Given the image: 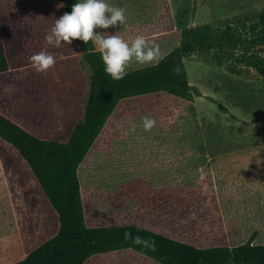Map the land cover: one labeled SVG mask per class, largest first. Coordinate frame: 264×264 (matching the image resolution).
<instances>
[{
  "label": "trees",
  "instance_id": "trees-1",
  "mask_svg": "<svg viewBox=\"0 0 264 264\" xmlns=\"http://www.w3.org/2000/svg\"><path fill=\"white\" fill-rule=\"evenodd\" d=\"M164 1L151 26L158 61L133 60L114 80L92 41H45L76 0H0V164L24 250L4 264H264L258 229H218L211 193L160 181L123 154L101 169L113 130H145L144 116L153 129L192 91L201 95L185 58L264 76V8L177 29ZM42 50L56 63L36 72L28 58Z\"/></svg>",
  "mask_w": 264,
  "mask_h": 264
},
{
  "label": "rangeland",
  "instance_id": "rangeland-1",
  "mask_svg": "<svg viewBox=\"0 0 264 264\" xmlns=\"http://www.w3.org/2000/svg\"><path fill=\"white\" fill-rule=\"evenodd\" d=\"M126 12L117 29L130 41L144 35L164 0H108ZM177 29L244 18L264 8V0H167ZM105 32L104 34H110ZM264 54V51L262 52ZM193 91L192 101H178L150 130L119 127L105 144L102 170L119 155L140 160L147 173L186 189L209 192L217 205L218 229L255 227L264 239V76L254 70L233 73L207 55L184 59ZM224 108H220L218 104ZM96 176V183H100ZM95 187H97L94 184ZM211 198V197H210ZM24 257L16 217L0 164V264Z\"/></svg>",
  "mask_w": 264,
  "mask_h": 264
},
{
  "label": "clouds",
  "instance_id": "clouds-1",
  "mask_svg": "<svg viewBox=\"0 0 264 264\" xmlns=\"http://www.w3.org/2000/svg\"><path fill=\"white\" fill-rule=\"evenodd\" d=\"M126 12L121 6H114L108 0H76L71 12H64L56 18L45 41L49 46L59 47L62 43L71 45L74 40L85 44L92 41L99 50L104 72L112 79L119 80L126 75V67L135 60L142 65H151L159 59V45L148 41L144 35H136L130 41L118 33L94 31V29H117L126 22ZM110 33L105 35L104 33ZM36 72H45L56 63V57L47 51L32 54L29 58ZM156 121L150 116L142 117V126L150 130ZM130 234L125 233L127 238ZM134 242H141L136 237Z\"/></svg>",
  "mask_w": 264,
  "mask_h": 264
}]
</instances>
